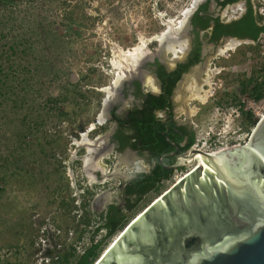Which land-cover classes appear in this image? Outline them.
Here are the masks:
<instances>
[{
  "label": "rangeland",
  "instance_id": "obj_1",
  "mask_svg": "<svg viewBox=\"0 0 264 264\" xmlns=\"http://www.w3.org/2000/svg\"><path fill=\"white\" fill-rule=\"evenodd\" d=\"M192 1L0 0V264H30L36 233L33 215L44 213L54 200L74 205L71 177L75 180L82 174L86 181L100 182L107 176L109 161L115 162L108 174L113 181L119 180L114 173L122 171L126 176L130 166L145 169L144 160L129 151L104 149L99 153L95 149L89 153L80 144L81 134L94 124L89 139H107L112 124L106 118L100 125L98 118L107 96L103 89L113 83L119 71L113 65L119 52L145 44L138 68L159 51L156 37L169 22L182 19ZM186 35L190 42L191 35ZM222 46L215 50L206 46L210 54L201 64L200 76L202 81L210 80L201 90L205 99L196 100L192 81L184 87L183 104L175 109L180 120L187 114L200 147L211 129L223 137L238 124L248 130L243 116L235 118V108L249 95L240 92V87L248 84L251 88L264 79V71L257 70L264 63V43L243 44L227 55L218 53ZM165 52L171 58V52ZM245 135L234 134L233 143H249L253 133ZM221 141L220 147L225 146L226 139ZM86 158H90L89 164ZM87 167L99 169L103 178ZM181 168L174 170L159 191L150 192L134 210L125 212L130 222L196 169L193 163ZM119 187L102 193L118 196ZM119 199L123 200L121 194ZM67 209L71 211V206ZM70 221L76 219L55 223ZM117 234L107 240L104 251Z\"/></svg>",
  "mask_w": 264,
  "mask_h": 264
},
{
  "label": "water",
  "instance_id": "obj_2",
  "mask_svg": "<svg viewBox=\"0 0 264 264\" xmlns=\"http://www.w3.org/2000/svg\"><path fill=\"white\" fill-rule=\"evenodd\" d=\"M198 6L197 1L182 15L186 33ZM175 39L167 35L160 46ZM106 99L105 113L112 103L106 106ZM249 142L252 153L240 146L219 156L191 148L173 165L162 161L172 153L161 155L167 170L198 154L203 158L137 215L94 264H264V118Z\"/></svg>",
  "mask_w": 264,
  "mask_h": 264
},
{
  "label": "flooded vegetation",
  "instance_id": "obj_3",
  "mask_svg": "<svg viewBox=\"0 0 264 264\" xmlns=\"http://www.w3.org/2000/svg\"><path fill=\"white\" fill-rule=\"evenodd\" d=\"M198 2L199 8L203 3L206 2V0H199ZM251 2L253 3L255 11L263 16L264 0H251ZM233 10L237 11V16L234 18L232 16H229V13H231V11ZM245 10L246 0H241L237 3L227 5L224 8H221V6H219L215 1H212L209 6V11L206 13L214 18L218 17L222 21L229 22L240 18L244 14ZM191 19L188 30V34L191 35V38L188 50L184 55H180L179 58L175 59L173 53L171 52V58H174V60L171 62V58H168L166 56L167 54L165 51L162 52L163 47L159 45V51L151 54L153 55L152 58H148L144 63H141L137 68V72L133 71L131 73L133 76L129 75V77L122 81V87L118 95V100L113 101L112 99V103L106 113L108 115L107 121H110V123L112 124L109 132L107 133L108 136L106 135L109 138L107 149H113L116 151L118 150V146L112 140L118 133L119 129L121 131V135L123 136L122 138L125 139L124 142H128L127 139L130 138L129 140L131 143L135 141L136 136L140 135V130H143L144 125H147L149 130L151 126L152 130L155 132L153 137L154 141H152V143L158 142V139L163 137L170 145V151L163 154L172 153L173 155H169L164 158L173 159V164H175L177 157L182 156L187 152H181V148L189 141L191 133L194 132V126L191 122H189L187 114L184 113L183 120H180L176 116L175 111L176 106H179L181 103L183 104V90L185 89V86H188L187 83L184 84L183 81L186 75L193 71L194 67L200 66L199 68H203V65H201L202 62L204 61L205 56L210 54V52L206 50V46L211 45L210 48L213 47L215 50L216 47L222 46L224 45V42L234 38L222 37L218 42H210L209 38L205 37V34L208 33V30H199L198 38L201 43V60L196 64L190 65L189 68L185 72H183L180 65L189 63L191 54L195 49L197 41V35L194 31ZM213 25L214 24L212 22L209 29H211ZM236 40H238L239 45L232 51H236L243 44L255 43L254 41L250 40H241L237 38ZM155 41L159 42V39L157 38L155 39ZM225 54L227 55L228 52ZM246 55L248 54L246 53ZM161 66H163V70L160 68ZM203 69L201 70V72H203ZM232 70L235 71L234 68H232ZM178 74L181 75L180 79L175 82V76H177ZM248 74L249 73H244V75H246L247 77L249 76ZM149 76L152 77V79L155 81L156 87H154L152 83L146 82V77ZM199 81H201L200 76L197 79V82ZM234 88H236L235 85ZM194 90L195 87L193 91ZM193 94L195 95V91L193 92ZM198 99L203 100L202 98L196 97V100ZM124 103H126V105ZM113 111L120 118L121 122L113 118ZM152 117L153 120H150V118ZM144 120H146V122H144ZM147 122H150V125ZM180 136L183 137V140L181 142H176L175 138ZM140 145L141 139H139L138 141V146ZM125 151H129L131 153H134L138 157H141L144 160L143 165L149 170L150 153L147 150H144L142 152L139 149L134 150L131 147L127 146L123 152ZM185 163H188V161ZM99 175L103 178L102 172H100ZM122 203L124 204V199ZM32 225L33 228H35L34 223ZM72 226L74 227V225ZM34 230L36 232V228ZM77 236L78 229H76L74 231V234L71 236L68 234L60 237H56L53 234L50 235V244L51 246H53L54 251L57 252L59 258H62V253L66 248L71 249L72 242ZM35 238L36 233L33 237V242ZM30 248H32V251H29L31 255L30 264H34L32 258L34 246L31 245Z\"/></svg>",
  "mask_w": 264,
  "mask_h": 264
},
{
  "label": "trees",
  "instance_id": "obj_4",
  "mask_svg": "<svg viewBox=\"0 0 264 264\" xmlns=\"http://www.w3.org/2000/svg\"><path fill=\"white\" fill-rule=\"evenodd\" d=\"M3 2H15L17 0H1ZM212 1H215L221 8L226 7L237 3L241 0H206L194 13L192 16V25L194 31L197 35V41L194 51L191 54L189 63L181 64L183 72H185L190 65L200 62V52H201V43L198 38L199 30H208V33L205 34L206 38H209L210 42H218L222 37H234L241 40H250L257 42L260 37L264 34V18L257 11H255L253 3L251 0H246V10L244 14L236 19L229 22L220 20L218 17L214 18L207 14L209 11V6ZM213 22V27L211 23ZM163 70V66L160 67ZM259 71H264V63L261 67L257 68ZM256 70V71H257ZM0 74H3V69L0 66ZM162 76V75H161ZM180 74L175 76V82L180 79ZM264 87V79L262 82H256L252 88H249L248 84H243L240 87V92H248V94L259 100L262 96V88ZM1 89V88H0ZM113 118L120 121V118L112 112ZM243 125L246 129L253 128L258 123V118H256L252 113H243ZM153 120V117L150 118ZM146 122V120H144ZM150 125V122H147ZM155 132L150 126V130L147 125H144L143 130H140V135L136 136L135 141L130 143V138L128 142H124L125 139L122 138L121 131L119 129L118 133L114 136L113 142L118 146V152L122 153L127 146L132 149H139L142 152L147 150L150 153L149 156V171L138 172L133 175V178L130 179L125 185L122 183V195L124 197V205H116V203L110 205L103 216V223L97 229L96 232L102 233L103 238L98 243L90 247L85 254L78 258L73 259L72 250L66 248L62 253V258L54 260L51 264H94L100 257L102 251H104L107 240L114 237L119 231H122L129 223L126 215V211L134 210L137 205L142 202L144 197L152 191H159L160 186L166 180H169L174 172V170H167L163 167L160 162V156L163 153L170 151L171 147L162 137L158 139L156 143L154 141ZM141 139V145L138 146V141ZM174 139V138H173ZM183 137H176V142H181ZM196 142V134L192 132L190 135L189 141L181 148V152H186L192 148ZM163 164L171 165L173 164V159L163 158Z\"/></svg>",
  "mask_w": 264,
  "mask_h": 264
},
{
  "label": "built area",
  "instance_id": "obj_5",
  "mask_svg": "<svg viewBox=\"0 0 264 264\" xmlns=\"http://www.w3.org/2000/svg\"><path fill=\"white\" fill-rule=\"evenodd\" d=\"M229 16H232L233 18L236 17L237 11H231V13H229ZM257 42L264 43V34ZM253 86L254 84L251 86V88ZM234 112L236 114L235 118L237 119H239L243 115V113H252L256 118H258V122L262 118H264V87L262 88V96L259 100H255V98L249 95H244L240 104L235 108ZM255 127L250 128L249 130H243L242 125L238 124L235 129L227 131V134L224 137L221 135L220 131L217 132L211 129L210 131L206 132L205 142L202 144V146L200 147L197 141L192 146V148L200 150L204 149L203 151L205 152L213 153L215 150H219L225 147L231 148L240 145H246L247 142H245V144L233 143V135L246 134L245 138H247L254 132ZM228 136L229 138H227ZM221 139H226V145L223 147H220L221 144H223V141H221ZM114 164L115 162L113 161H109V164H106L107 176L104 177L100 182L91 183L89 181H86L84 175L82 174H77L75 176V180L71 177L70 185L71 188L74 189L73 197L76 201L75 203L77 207L73 213V216L76 219V221L73 222L74 227L70 226L68 228H63L57 225L52 217H43L41 213L35 212V214L33 215V223L36 228V238L33 242L34 251L32 257L34 264H51L54 260H57L59 258L57 252L54 251L53 246H51L50 244L51 234L55 235L56 237L64 236L67 234L71 236L74 234V231L78 229V236L73 240L71 246L73 259L82 256L90 247L98 244L102 240V233H98L96 231L102 225L103 216L105 215V213L95 214L92 211L91 202L95 195L102 193L106 189L112 188V186L119 187L121 185V180L113 181L112 178H110V176L108 175L111 173L112 165ZM145 169H142V167L130 166L125 170V174L133 175L137 172L145 171ZM116 238H114V240ZM13 253L14 252H11L10 255H12ZM71 262L66 264H71Z\"/></svg>",
  "mask_w": 264,
  "mask_h": 264
},
{
  "label": "bare ground",
  "instance_id": "obj_6",
  "mask_svg": "<svg viewBox=\"0 0 264 264\" xmlns=\"http://www.w3.org/2000/svg\"><path fill=\"white\" fill-rule=\"evenodd\" d=\"M197 1H199V0H195L192 6H194L197 3ZM191 7L189 6L188 8H186V10H184L183 13L186 15L190 11ZM180 18L177 22H174V21L169 22L168 28L165 31H163L159 36L156 37L159 39V42L162 43V41L164 40L166 35L176 36L175 40H172L170 42L165 43V45L163 46V49H162V52H164V51L172 52L175 59L179 58L180 55H184L187 52L188 46H189V40L186 38L187 35L185 33L186 31L184 29V24H183L184 19H180ZM238 45H239L238 40L230 39L226 42V44L224 46H222L218 49V53L221 55L225 54L230 50H234ZM144 48H145V44H140V45L136 46L135 48H133L132 50H128V51L122 50L118 54V57H117L118 59L113 60V65L115 66V68L119 69V71L116 72V76L114 78L113 83H111V86H107L103 89V91L105 93H107V96H106L107 99L105 101L106 106H108L107 102L109 100H111L112 97L115 99V97L118 96V92L116 90L117 86L120 83H122V81L124 79L129 77V75H132L131 73L133 72L135 67L137 68V66H138L137 62H139L140 57L143 55ZM174 58H171L170 61L172 62L174 60ZM165 59H167V58H165ZM199 67L200 66L194 67L193 71L186 75L183 83L184 84L187 83V85H190L192 81L195 82V85H194L195 95L204 100L205 98H203V96L200 95L201 90H203V88H202L203 84H205V83L209 84L210 80L208 78L205 81L201 80V81L197 82L198 77L201 76V74H200L201 70L203 69V68L201 69ZM146 82L152 83L154 85V87H156L155 81L152 79V77H150V76L146 77ZM182 86H184V85H182ZM206 94L207 93H205V95ZM205 95H204V97H205ZM106 118H107V114L104 111H102V113L99 115V118H98L99 124L103 125L105 123ZM94 128H95V125L92 124L91 127L89 128V130H87L86 132H83L81 134L82 141H80V144L85 145L88 149V152L91 154L96 149L97 145H100L102 143L101 140L105 139L103 136H102L103 138L99 137L100 139H96L95 141L89 139L88 133L91 130H93ZM106 141H107V139H106ZM104 143H105V141H104ZM78 144H79V142H78ZM101 146H102V144H101ZM240 147H243L244 149H248L249 153H252L251 142L247 143L246 145H240ZM226 149H229V148H226ZM203 150L204 149H201V151H203ZM224 151H225V149H223V148L219 149V150H215L213 152V155H216V156L222 155V154L226 153ZM91 154H90V156H91ZM88 157H89V155H88ZM202 158H203L202 155L198 154L195 158L186 159V162L188 161V163H193L195 165V167H197L199 164V161ZM88 162L90 163V158H86V163L89 164ZM121 232H119V233H121Z\"/></svg>",
  "mask_w": 264,
  "mask_h": 264
},
{
  "label": "crops",
  "instance_id": "obj_7",
  "mask_svg": "<svg viewBox=\"0 0 264 264\" xmlns=\"http://www.w3.org/2000/svg\"><path fill=\"white\" fill-rule=\"evenodd\" d=\"M119 95V94H118ZM117 97V96H116ZM113 101H114V98H112ZM108 118V117H107ZM98 139H100L99 137H97ZM102 146L101 144L100 145H97L96 149H98L99 153H104V149H107V145L109 143V138L107 137V142H106V139H102ZM105 141V143H104ZM101 146V147H100ZM99 147V148H98ZM127 165V164H126ZM87 171H94L96 172V175L98 174L99 175V172H101L99 169L98 170H94L92 169V167H87ZM146 172L149 171V170H145ZM145 171H141V172H145ZM122 172V171H121ZM121 172H116L114 173V175L116 176L117 179L121 180L122 183L125 185L130 179L133 178V175H130L128 177H126L125 175H123ZM138 173V172H137ZM136 174V173H135ZM123 188L122 187H119L118 189V192H119V195L121 194L122 195V190ZM119 195H109V194H106V193H100L98 195H95L93 200H92V204H91V207H92V211L95 213V214H102V213H106L108 207L114 203H116V205H120V206H123L124 204L122 203L123 200L119 199ZM123 196V195H122ZM124 199V198H123ZM56 205H55V203ZM54 204L53 206L49 207L44 213H42V216L43 217H52L54 222H56L58 219H61V220H68L70 219H74L75 220V217L73 216L72 213H74V211L76 210V201L73 200L74 202V205H67L65 203H62V201H58L56 202L54 200ZM69 206H71V211L67 208H69ZM72 212L71 214L69 213ZM65 222L64 225H61L59 223H56L57 225H61V227L63 228H68L70 226L73 225V221H70L69 223ZM60 240V239H58Z\"/></svg>",
  "mask_w": 264,
  "mask_h": 264
}]
</instances>
